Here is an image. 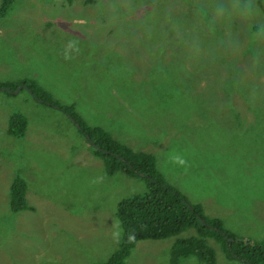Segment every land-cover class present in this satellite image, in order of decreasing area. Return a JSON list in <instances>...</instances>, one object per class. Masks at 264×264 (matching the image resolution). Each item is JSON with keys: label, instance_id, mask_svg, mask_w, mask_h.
<instances>
[{"label": "rangeland", "instance_id": "obj_1", "mask_svg": "<svg viewBox=\"0 0 264 264\" xmlns=\"http://www.w3.org/2000/svg\"><path fill=\"white\" fill-rule=\"evenodd\" d=\"M3 0H0V6ZM34 81L136 151L237 236L264 241V12L257 0H13L0 84ZM2 87V86H0ZM24 114L20 137L8 133ZM77 124L25 86L0 89V264H97L143 178L107 174ZM16 176L32 209H10ZM139 240L125 264H170L179 237ZM216 264L226 257L207 238ZM180 264H201L197 255Z\"/></svg>", "mask_w": 264, "mask_h": 264}, {"label": "trees", "instance_id": "obj_2", "mask_svg": "<svg viewBox=\"0 0 264 264\" xmlns=\"http://www.w3.org/2000/svg\"><path fill=\"white\" fill-rule=\"evenodd\" d=\"M67 1L71 3L73 0ZM12 2L3 0L0 17L5 16ZM257 3L264 12V0H257ZM27 85L43 103L71 115L75 123L81 125L79 131L86 136L94 153L101 158L107 174L123 171L146 181V193L124 197L117 203L115 214L122 236L112 255L105 262L97 264H125L126 257L139 240L178 236L187 229H194L196 234L176 239L170 252V264H180L182 257L190 255H197L201 264H216V252L207 244L208 237L218 241L229 259H240L247 264H264V241L239 237L224 226L221 218L206 216L201 204L191 202L181 191L166 182L154 154L136 151L114 138L103 127L86 124L75 113L73 105L55 101L50 93L39 88L34 81H28ZM0 86L14 88L16 85L1 83ZM26 127L27 118L24 114L16 112L9 118V134L20 137L24 135ZM87 135L98 148L90 143ZM136 172L145 173L146 176ZM26 191L25 179L16 176L10 186L11 211L32 209Z\"/></svg>", "mask_w": 264, "mask_h": 264}, {"label": "water", "instance_id": "obj_3", "mask_svg": "<svg viewBox=\"0 0 264 264\" xmlns=\"http://www.w3.org/2000/svg\"><path fill=\"white\" fill-rule=\"evenodd\" d=\"M23 87L25 86L27 89H29L30 90V92L32 93L33 91H32V89L26 84V85H22ZM22 86H20L19 88H21ZM19 88L18 89H15L14 91H13V89H11V88H9V87H7V86H2V87H0V89H4V90H7V91H12V92H16V91H18L19 90ZM41 100V99H40ZM69 117H70V119H72L74 122H75V119L71 116V115H69ZM77 126L79 127V128H81V125L80 124H78L77 123ZM87 137H88V139L90 140V143H92V145L94 146V147H99L91 138H90V136L89 135H87ZM136 173H138L140 176H146V174L145 173H139V172H136Z\"/></svg>", "mask_w": 264, "mask_h": 264}]
</instances>
